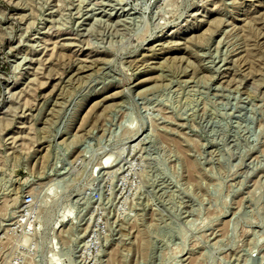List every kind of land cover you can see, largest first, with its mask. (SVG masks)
<instances>
[{
    "label": "rangeland",
    "instance_id": "1",
    "mask_svg": "<svg viewBox=\"0 0 264 264\" xmlns=\"http://www.w3.org/2000/svg\"><path fill=\"white\" fill-rule=\"evenodd\" d=\"M0 264H264V0H0Z\"/></svg>",
    "mask_w": 264,
    "mask_h": 264
},
{
    "label": "built area",
    "instance_id": "2",
    "mask_svg": "<svg viewBox=\"0 0 264 264\" xmlns=\"http://www.w3.org/2000/svg\"><path fill=\"white\" fill-rule=\"evenodd\" d=\"M95 198H101L102 193L98 190L93 191ZM102 199L93 206V214L88 218V225L84 218L75 220L74 225L78 230L85 229L83 242L81 245V256L86 261H92L98 255L103 239L107 233L108 225L104 218ZM20 216L18 220V231L22 236L29 237L35 234L34 218L36 213L35 196L28 192L23 196L22 205L20 208Z\"/></svg>",
    "mask_w": 264,
    "mask_h": 264
},
{
    "label": "bare ground",
    "instance_id": "3",
    "mask_svg": "<svg viewBox=\"0 0 264 264\" xmlns=\"http://www.w3.org/2000/svg\"><path fill=\"white\" fill-rule=\"evenodd\" d=\"M136 12V11H135ZM123 146V145H122ZM125 146V145H124ZM133 148V147H132ZM131 148V149H132ZM123 149H124V147H123ZM126 149V151H127V148H125ZM130 149V150H131ZM121 150V149H120ZM120 150H119V152H120ZM121 151H123V150H121ZM124 153V152H123ZM128 153V152H127ZM110 154H112V153H110ZM108 155L107 156V159L109 158L110 159V157H111V155ZM106 158V157H105ZM119 160V159H118ZM103 161V160H102ZM109 165H106V163H105V165H101V167H100V171L103 169V168H106V167H108ZM62 173H64L63 171H61L59 174H62ZM57 192V189L55 188V185H52V184H50L49 186H48V193H49V195L51 194H55ZM48 193H47V195H48ZM73 211V210H72ZM66 213V212H65ZM76 217H77V215H75V214H72V213H70V215H68L67 217H64V218H62L61 220H60V223H59V226L61 227L62 225H63V222H70V223H73L74 224V222H75V220H77L76 219ZM34 228H35V226H34ZM80 241L82 242L83 240L82 239H80Z\"/></svg>",
    "mask_w": 264,
    "mask_h": 264
}]
</instances>
